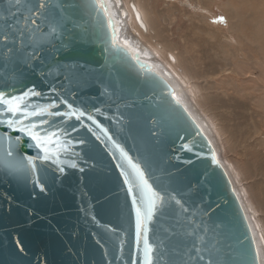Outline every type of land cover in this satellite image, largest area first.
<instances>
[{
	"label": "water",
	"instance_id": "1",
	"mask_svg": "<svg viewBox=\"0 0 264 264\" xmlns=\"http://www.w3.org/2000/svg\"><path fill=\"white\" fill-rule=\"evenodd\" d=\"M112 1L118 3V0ZM78 2L82 6L76 14L78 27L64 36L63 44L56 41L57 47H49L44 55L50 64L54 63L51 57L55 55L63 64L84 65L88 71L83 74V79L87 82L74 81L69 85L68 81H63L62 88L60 81H55L54 86L66 96L69 92L65 89L75 91L72 101L75 104H82L89 110L100 108L103 114L96 118L109 134L134 158H147L157 174L177 189L190 210H199L201 215L195 217L197 223L202 222L210 230L222 233L221 264H251L256 248L249 225L224 170L218 161L212 162L214 150L211 144L209 150L206 136L203 132L194 135L196 122L191 127L174 125L159 137L151 135L150 117L156 112L158 94L153 96L139 84L134 61L120 63L111 51H104V42L93 35L96 21L88 16L84 7L88 0ZM24 3L26 0H22L21 5H13L11 11H8L7 0L0 3V16L5 17L0 19V33L10 31L8 25L17 26L22 15H27ZM109 10L119 35V23L110 7ZM108 34L110 38V30ZM118 35L117 45L129 57L138 55L140 60L150 64L139 53L121 45ZM0 53V90L11 92L15 86L16 94H19L23 87L35 86L45 96L50 94L53 77L44 79L42 76L48 71L46 65L39 64L35 70H26L23 84H20L12 75L13 54L2 45ZM153 71L156 72L154 68ZM105 89L113 95H104ZM146 94L152 99H145ZM31 102L47 101L33 98ZM120 113L131 122H117ZM191 120L194 119L191 117ZM90 126L96 130L94 125ZM3 134L4 129L0 126V136ZM72 138L89 141L88 146L73 149L80 153V158H76L78 167L62 165L65 172L60 174L54 170L55 165H43L46 171L37 174L45 187L43 192L32 176L11 174L0 162V264H131L133 257L142 258L134 246V212L123 191L116 162L108 154L105 144L86 129H79ZM185 144L191 151L182 147ZM18 155L35 158L40 153L21 145ZM61 159L73 157L65 154ZM80 168L84 170L80 171ZM205 211L207 215H203ZM178 219H181L180 224L175 219H165L154 225L157 229L168 228L175 232V235L167 234L170 239L166 240L167 248L162 249L159 264L169 261L183 264L176 250L183 252L185 244L191 243L192 237L185 235L191 225L183 223V218ZM105 226L115 228L116 232L106 231ZM121 239L125 241L122 249ZM97 240L105 246L101 247Z\"/></svg>",
	"mask_w": 264,
	"mask_h": 264
},
{
	"label": "snow or ice",
	"instance_id": "2",
	"mask_svg": "<svg viewBox=\"0 0 264 264\" xmlns=\"http://www.w3.org/2000/svg\"><path fill=\"white\" fill-rule=\"evenodd\" d=\"M0 3H4V0H0ZM21 3L22 0H7L8 11H11L13 5ZM84 7L88 16L96 21V31L93 35L104 42L106 45L104 51H111L120 63L134 61L139 84L151 91L153 96L158 94L156 112L150 117L153 124L151 135L159 137L174 125L182 124L187 127L195 125V121L191 120L192 114L183 107L171 85L159 73L154 72L150 64L140 60L138 55L129 57L118 47L116 42L118 34L109 15L108 0H88ZM24 8L27 15H22L17 26L8 25L10 31L0 33V45L13 54L15 67L12 69V75L20 84H23L25 71L35 70L39 64L47 66L48 71L42 73V76L44 79L52 76L53 84L50 85V94L47 96L35 86H25L19 94H16L15 86L11 92L0 90V126L4 129L3 136H0L2 149L0 162L3 163L5 170L14 175L32 176L43 192L45 187L37 175L46 171L42 166L55 165L54 170L60 174L65 172L62 165L77 168L76 158H80V153L73 149L75 146H88L89 141L84 138L73 139L72 134L79 129H86L96 140L105 144L108 154L116 162L115 167L119 169L126 199L130 200L134 212V246L142 254V258L133 257L131 264H159L163 257L162 249L167 248L166 240L170 239L167 234L175 235V232L168 228L160 230L154 225L162 223L165 219H175L176 223L180 224L181 219L178 218H183V223L191 225V229L185 233L186 236L192 237L191 243L185 244L183 252L176 250V255L180 256L183 264H221L219 254L223 244L222 233L210 230L202 222L197 223L195 217L201 215L199 210H190L177 189L172 187L170 181L157 174V170L147 158H134L109 134L108 129L96 118L97 115L103 114L100 108L93 107L89 110L82 104H75L72 102L76 96L75 91L65 89L69 92L66 96L54 86L55 81H60L62 88L63 81H68L69 85L74 81L87 82L83 79V74L88 71L84 65L63 64L55 55L51 57L54 63L50 64L44 55L49 47H57L56 41L63 44L64 36L78 27L76 14L82 8L78 0H26ZM0 19L5 17L0 16ZM216 22L225 24L226 20L220 17ZM108 30L111 31L110 38ZM59 50L60 48H57V51ZM104 95L111 96L113 93L105 89ZM33 98L47 102L32 103ZM145 99L151 100L152 96L146 94ZM124 120L131 122L130 118L120 113L117 122L123 124ZM90 125H94L96 130ZM195 127L197 131L194 135H202L199 125ZM208 144L211 151V142L208 141ZM21 145L38 150L40 155L35 158L18 155ZM182 147L191 151L187 144ZM65 154H70L73 159L62 160L61 157ZM211 159L214 164L218 163L214 152ZM83 170L80 168V171ZM203 215H207V211ZM105 230L116 232L115 228L109 226H105ZM96 242L101 247L105 246L101 240ZM124 243L125 241L121 239V249ZM259 258L260 252L257 250L251 256V264H257ZM168 264H171V261Z\"/></svg>",
	"mask_w": 264,
	"mask_h": 264
},
{
	"label": "rangeland",
	"instance_id": "3",
	"mask_svg": "<svg viewBox=\"0 0 264 264\" xmlns=\"http://www.w3.org/2000/svg\"><path fill=\"white\" fill-rule=\"evenodd\" d=\"M202 1L138 0L153 33L139 38L131 34L150 51L147 60L155 62V71L211 142L260 252L259 264H264V68L237 67L238 49L247 46L250 53L253 44L260 45L264 66V0ZM220 17L225 24L216 22ZM168 54L175 65H167ZM235 68L244 74L241 79L251 76L243 89L228 86L238 78Z\"/></svg>",
	"mask_w": 264,
	"mask_h": 264
},
{
	"label": "bare ground",
	"instance_id": "4",
	"mask_svg": "<svg viewBox=\"0 0 264 264\" xmlns=\"http://www.w3.org/2000/svg\"><path fill=\"white\" fill-rule=\"evenodd\" d=\"M172 1V0H170ZM204 1V0H203ZM203 1L201 4H203ZM109 3V7L111 9V12L114 13V15H116L114 18L116 19V21L119 23V35H118V40L121 43V45H123L124 47L128 48L131 52L135 53H139L141 55V57H143L144 60L148 61L154 68L153 63L155 64L154 61H149L147 60V57L151 60V58L149 56H151L150 51L146 48V49H142L141 48V44H138V42L135 40V37H133V35L138 34V38L140 35L144 36V35H152V30L149 28L148 24L146 23L145 19L143 18V14L141 12V10L138 7V0H118V3L113 2L112 0H108ZM124 2L126 3V6L124 4ZM213 2V1H212ZM206 4V3H205ZM210 4V3H209ZM207 5V4H206ZM164 16V15H162ZM130 18L132 19V22L134 24V26L139 30V32L137 33V31L135 29H133L132 26H130L129 24L130 22ZM183 18V17H182ZM184 19V18H183ZM167 21V20H165ZM229 29L232 30L233 26L229 25ZM131 31H133V35L131 34ZM156 34V33H155ZM255 35V34H254ZM257 36V34L255 35ZM137 38V37H136ZM143 38V37H142ZM149 38V37H148ZM151 39V38H150ZM156 39V38H155ZM154 39V40H155ZM138 40V39H137ZM145 40V39H144ZM143 40V41H144ZM147 40V39H146ZM145 40V41H146ZM153 40V41H154ZM258 40V39H257ZM142 41V39H141ZM148 41V40H147ZM152 41V39H151ZM259 41V40H258ZM148 43V42H146ZM143 44V43H142ZM156 44V43H155ZM144 45V44H143ZM251 45V44H250ZM150 45H148L149 47ZM159 46V45H157ZM150 49V48H149ZM239 50V54L237 55L240 56V59L238 60V64L237 67H247V66H252V68L254 69H261L264 68L262 62L260 61L261 56H259V52L261 51L260 45L259 44H253L251 45V52L248 53L247 52V46L245 47H241L238 49ZM155 51V50H154ZM242 51L244 52L242 54ZM248 53V54H247ZM154 53H152L153 55ZM157 54V53H156ZM154 54V55H156ZM263 58V57H262ZM157 60V59H156ZM166 60H167V65L169 64L171 65H175L176 64V60L175 57L171 54H168L166 56ZM163 62V61H162ZM165 65V70L166 68L168 69V66L166 64ZM161 66V65H160ZM167 66V67H166ZM250 66V67H251ZM163 67V66H162ZM164 68V67H163ZM170 68V67H169ZM227 69V68H226ZM172 70V69H171ZM166 72V71H165ZM172 72V71H171ZM228 72V71H227ZM230 72V71H229ZM233 73H235L236 77H238L236 80L231 79V82L234 83L232 86H230L232 89L234 90H238V89H243L244 85L248 82V80L250 79L251 76H247L246 79H241L242 75L237 68L233 69L232 71ZM161 73V72H160ZM249 73V72H248ZM166 74V73H165ZM173 75V73H172ZM241 76V77H240ZM168 77V76H167ZM172 77V76H171ZM165 78V77H164ZM252 79V78H251ZM256 83H258V81H256ZM173 84V83H172ZM259 85V84H258ZM261 85V84H260ZM264 85V84H263ZM259 87V86H256ZM176 88V87H175ZM180 88V87H179ZM178 89V88H177ZM262 90H264V87L261 88ZM179 91V90H178ZM261 94V93H260ZM264 96V95H263ZM201 126V125H200ZM204 127V126H203Z\"/></svg>",
	"mask_w": 264,
	"mask_h": 264
}]
</instances>
